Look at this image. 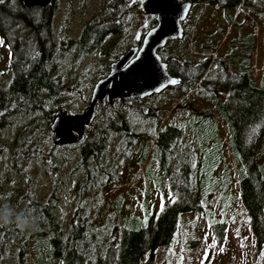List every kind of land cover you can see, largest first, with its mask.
<instances>
[{
	"label": "rangeland",
	"instance_id": "374dc122",
	"mask_svg": "<svg viewBox=\"0 0 264 264\" xmlns=\"http://www.w3.org/2000/svg\"><path fill=\"white\" fill-rule=\"evenodd\" d=\"M131 1L132 6L126 0H52L47 9L53 48L37 50L35 69L41 101L54 114L60 108L82 113L96 83L110 72L113 54L126 51L117 33L101 44H91L89 23L103 12L116 13L132 40L130 46L156 25L152 18L143 23L146 0ZM189 15L183 24L184 37L168 42L159 52L171 75L186 76V86L99 105L82 142L58 146L52 132L51 140L43 144L58 177V217L64 227L73 217L81 224L78 243L89 264H264V242L251 229L243 192L220 190L214 195L213 211L199 205V175L189 148L193 138L187 131L194 126L216 138L218 131L228 157L256 174L264 192V125L256 110L248 108L246 115L230 103L223 106L224 118L218 126L189 108L190 104L199 109L214 105L213 90L201 81L217 78L222 70L215 62L204 70L199 62L215 58L211 43L222 36L224 41L231 30L217 7L194 2ZM235 18L258 19L261 39L255 73L262 86L264 11L257 17L241 7ZM222 27L225 34L219 35ZM10 59L11 51L0 34V73L8 70ZM47 123L50 128L52 120ZM132 133L152 141L162 134L163 139L159 167L164 198L154 204L149 230L134 198L137 187L131 184ZM95 138L104 143L100 153L91 144ZM108 175L121 182L110 186Z\"/></svg>",
	"mask_w": 264,
	"mask_h": 264
},
{
	"label": "trees",
	"instance_id": "16d2710c",
	"mask_svg": "<svg viewBox=\"0 0 264 264\" xmlns=\"http://www.w3.org/2000/svg\"><path fill=\"white\" fill-rule=\"evenodd\" d=\"M196 2L222 10L232 36L212 42L210 50L216 57L199 62L204 70L212 62L222 70L217 78L201 81L213 90L214 105L199 109L190 104L189 108L202 120L218 126V120L224 118L223 106L230 103L246 115L248 108L256 110L255 116L264 125V80L262 87L255 73L260 25L257 18L234 19L241 7L260 17L264 0ZM86 29L93 45L117 33L126 50L131 47L129 33L116 13L103 12ZM0 34L11 51L8 70L0 73V218L7 216L11 221L0 226V264H89L78 243L83 231L81 224L73 217L64 227L58 217V177L49 159L50 152L43 149L52 137L47 121L53 119L54 112L41 101L35 64L37 50L53 48L49 9L28 8L24 0H0ZM220 34H225L224 27ZM140 43L136 40V45ZM118 57L113 54L114 61ZM177 77L181 79L179 85L186 86V76ZM187 133L193 138L189 148L199 175L200 207L213 211L214 195L220 190L243 192L251 229L264 242V192L257 175L228 157L218 131L219 140L215 134L198 131L194 126ZM131 137V184L137 187L134 198L149 230L154 204L164 198L159 167L163 139L162 134L155 141L136 133ZM91 144L97 153L104 149L100 138L93 139ZM109 181L112 187L121 182L113 176ZM142 182L144 187L140 188Z\"/></svg>",
	"mask_w": 264,
	"mask_h": 264
},
{
	"label": "water",
	"instance_id": "95a60500",
	"mask_svg": "<svg viewBox=\"0 0 264 264\" xmlns=\"http://www.w3.org/2000/svg\"><path fill=\"white\" fill-rule=\"evenodd\" d=\"M24 3L28 8H49L52 0H24ZM144 9L156 16V25L146 32L140 45L131 46L111 63L110 72L96 83L82 113L70 114L63 108L56 110L51 123L55 145L82 142L99 105L127 98L144 99L181 83L179 77L170 74L159 52L168 42L184 37L183 22L188 19L192 3L185 0H146Z\"/></svg>",
	"mask_w": 264,
	"mask_h": 264
},
{
	"label": "flooded vegetation",
	"instance_id": "af4514ba",
	"mask_svg": "<svg viewBox=\"0 0 264 264\" xmlns=\"http://www.w3.org/2000/svg\"><path fill=\"white\" fill-rule=\"evenodd\" d=\"M127 2H128V6H132L133 4H134V2L133 1H131V0H126ZM185 1H189V2H191L192 3V7H193V5H194V2H196V0H185ZM146 2V1H145ZM145 4V3H144ZM143 10L145 11V9H144V5H143ZM146 12V11H145ZM190 16V15H189ZM149 18H152L154 21H155V23H156V16L155 15H153V14H148L147 13V18L146 19H143V23H145ZM186 22H184L183 24H185Z\"/></svg>",
	"mask_w": 264,
	"mask_h": 264
},
{
	"label": "clouds",
	"instance_id": "9594fccd",
	"mask_svg": "<svg viewBox=\"0 0 264 264\" xmlns=\"http://www.w3.org/2000/svg\"><path fill=\"white\" fill-rule=\"evenodd\" d=\"M10 223H11V221L8 219L7 216L0 218V226H6V225H8ZM25 229H22V230H25Z\"/></svg>",
	"mask_w": 264,
	"mask_h": 264
},
{
	"label": "crops",
	"instance_id": "0c3cea01",
	"mask_svg": "<svg viewBox=\"0 0 264 264\" xmlns=\"http://www.w3.org/2000/svg\"><path fill=\"white\" fill-rule=\"evenodd\" d=\"M261 57H263V56H261ZM261 60H263V61H264V59H262V58H261ZM261 60H260V61H261ZM260 61H258V62H260Z\"/></svg>",
	"mask_w": 264,
	"mask_h": 264
},
{
	"label": "snow or ice",
	"instance_id": "6c2138e0",
	"mask_svg": "<svg viewBox=\"0 0 264 264\" xmlns=\"http://www.w3.org/2000/svg\"><path fill=\"white\" fill-rule=\"evenodd\" d=\"M143 2V0H141V3ZM173 83H174V81H173Z\"/></svg>",
	"mask_w": 264,
	"mask_h": 264
},
{
	"label": "built area",
	"instance_id": "2783aa9c",
	"mask_svg": "<svg viewBox=\"0 0 264 264\" xmlns=\"http://www.w3.org/2000/svg\"><path fill=\"white\" fill-rule=\"evenodd\" d=\"M240 12V11H239Z\"/></svg>",
	"mask_w": 264,
	"mask_h": 264
}]
</instances>
